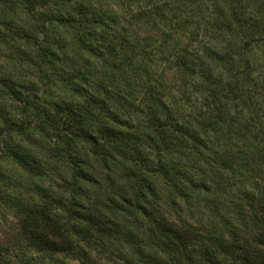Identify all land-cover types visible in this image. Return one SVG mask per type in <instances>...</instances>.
<instances>
[{"label":"trees","instance_id":"trees-1","mask_svg":"<svg viewBox=\"0 0 264 264\" xmlns=\"http://www.w3.org/2000/svg\"><path fill=\"white\" fill-rule=\"evenodd\" d=\"M1 28L4 46L28 47L18 64L29 72L20 85L0 76V264H102L90 249L120 237L136 246L116 249L121 264H264V0H0ZM56 85L72 97L52 101ZM78 140L103 169L126 164L119 206L129 223L146 218L139 240L88 195L96 181ZM40 141L67 166L66 194L45 182ZM190 157L250 178L223 228L177 224L147 204L160 202L152 176L171 198L209 194ZM5 160L27 175L12 180Z\"/></svg>","mask_w":264,"mask_h":264},{"label":"rangeland","instance_id":"rangeland-1","mask_svg":"<svg viewBox=\"0 0 264 264\" xmlns=\"http://www.w3.org/2000/svg\"><path fill=\"white\" fill-rule=\"evenodd\" d=\"M0 30L2 33L4 32L2 28ZM5 37L10 38V35L4 33L3 39H5ZM8 44L4 46V43H0V76L12 73L15 75L16 81H18L20 85L25 81L24 77L26 75L24 76V74L28 75L29 69H27L26 72L25 62L23 64H18V58L22 54L21 51H26L28 47L14 39H11V42ZM82 66L84 67L85 65L82 63ZM174 69L175 68L173 67L165 73L167 83L169 82V78L174 75ZM96 74V76H101L102 72L96 71ZM53 91L54 96L52 101H55V99H57L56 96L58 95L72 97L69 93V89L65 88V86L56 85ZM78 99L81 103L85 102L83 96L76 95L75 100ZM16 106L19 107L18 105H14V107ZM48 146L49 144L47 142L42 141L41 144L37 143L35 146H32V149L40 157L45 167L52 168L50 169V172H47L45 182L51 184L56 193L60 195H63L64 193L66 194V183L61 177L68 173L67 166L63 164V162L55 161L50 156V149ZM89 150V146L81 140H78L73 145L74 155L80 160V164L87 169L88 173L91 174L96 181L95 185L89 183L88 195H90V197L97 202V205H99V211L105 215L103 218L106 220L113 219L120 225H126L129 230L136 234L137 240H139L142 237V233L143 236L145 234L144 228H146V218L141 219L142 221L138 223H129L124 220L123 212L120 211L121 208L119 206V201L122 199V196L128 194V179L126 177L128 175L125 170L126 164L122 161H117V158L112 159L109 165L110 168L105 170L101 167L102 162L96 160V157L92 155ZM191 157L190 161L194 165L190 167V164H188V171L191 173L190 175L206 180L208 183L207 185H209V194H206L205 191L199 192L198 190H195V192H193L190 190V192H187L184 197L175 196L171 198L173 195L171 185L167 184L161 177L152 176L151 180L159 190L160 202L150 199V201L152 200V203L147 204L151 205V207H156L162 215H165L166 218L177 224L185 223L195 226L197 229H208V225L213 223L214 228H223L225 227L223 226L224 222L230 223L236 220L234 204L237 201L238 203H241V188L242 190L250 189V178L246 181V183L248 182L247 184L244 183L241 185L243 178L239 176L240 172H237L235 177L233 175L232 179L230 174L228 175L217 161H196ZM238 162L240 161H235V165H237ZM54 164H56V167H59L61 170L53 169ZM1 165L3 169H6V171L12 175L11 178L14 181L27 175V172L14 163V161L5 160L2 161ZM254 171L249 173V175H256L254 174ZM261 178L264 179V173H262ZM109 181H111L112 184L107 183ZM220 217L222 219H220ZM95 246L90 249L91 255L102 264H119L120 262L114 257L117 252L116 249L119 247L122 249L125 246L124 248L130 250L132 247H136H129V244L122 241L121 237L120 241L117 239L112 241V246L106 248L107 252H103L102 250H99V248L95 249ZM48 262L49 264H78L76 260L67 259L63 256H53Z\"/></svg>","mask_w":264,"mask_h":264}]
</instances>
